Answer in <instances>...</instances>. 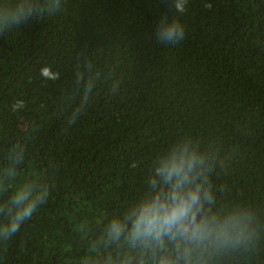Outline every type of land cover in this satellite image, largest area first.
I'll list each match as a JSON object with an SVG mask.
<instances>
[{
	"label": "trees",
	"instance_id": "16d2710c",
	"mask_svg": "<svg viewBox=\"0 0 264 264\" xmlns=\"http://www.w3.org/2000/svg\"><path fill=\"white\" fill-rule=\"evenodd\" d=\"M164 15L184 25L175 46L156 39ZM185 147L205 158L212 213L243 231L193 246L190 264H264V0H188L182 15L171 0H67L0 34V222L17 189L43 195L0 236V264H184L179 242L129 228Z\"/></svg>",
	"mask_w": 264,
	"mask_h": 264
},
{
	"label": "clouds",
	"instance_id": "9594fccd",
	"mask_svg": "<svg viewBox=\"0 0 264 264\" xmlns=\"http://www.w3.org/2000/svg\"><path fill=\"white\" fill-rule=\"evenodd\" d=\"M188 0H171L177 14L187 11ZM67 0H0V34L7 35L18 29L30 18H46L63 14ZM156 39L165 47L179 44L185 37L184 25L176 17L161 16L156 27ZM41 75L46 79H58L50 67H44ZM204 156L185 147L163 159L156 174L163 184L152 198L142 203L132 213L129 234L133 241H154L162 244L165 239L179 242L183 248L184 264H190L193 246L208 243H227L243 235L236 227V218L221 222L211 211L215 201L212 185L202 171ZM43 199L39 192L32 197L31 189H17L11 197L12 210L6 222H0V236L6 240L20 230L37 210ZM207 206V207H206ZM119 235L121 227H113ZM160 264H179L162 257Z\"/></svg>",
	"mask_w": 264,
	"mask_h": 264
}]
</instances>
